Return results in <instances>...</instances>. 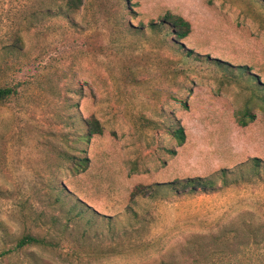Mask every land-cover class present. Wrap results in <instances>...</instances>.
<instances>
[{"label": "rangeland", "instance_id": "obj_1", "mask_svg": "<svg viewBox=\"0 0 264 264\" xmlns=\"http://www.w3.org/2000/svg\"><path fill=\"white\" fill-rule=\"evenodd\" d=\"M165 12L186 37L150 27ZM251 78L264 87V0H0V264H264ZM91 117L102 132L84 139ZM193 176L216 189L162 185ZM137 185L153 186L131 200ZM25 233L51 245L17 249ZM202 235L201 252L180 249Z\"/></svg>", "mask_w": 264, "mask_h": 264}, {"label": "trees", "instance_id": "obj_2", "mask_svg": "<svg viewBox=\"0 0 264 264\" xmlns=\"http://www.w3.org/2000/svg\"><path fill=\"white\" fill-rule=\"evenodd\" d=\"M82 3V0H63V5L66 7L67 10H74L77 9ZM159 27L160 31L163 32L164 35H170L172 38L175 39H182L186 37L190 32V25L188 21H186L184 18H182L179 15L171 14L169 12H165L159 23L151 22L150 27L155 28ZM192 51L187 50L186 56H191ZM216 63H219L218 61H214ZM250 77L253 75L249 74ZM253 78V77H252ZM251 80L252 89L254 91H259V98H261L263 104H264V87H260V83L255 82L253 79ZM12 94V89L10 86L7 85H1L0 86V105ZM248 118V119H247ZM254 114L248 113L247 110L244 112V117L238 119V122L240 125H246L249 121L253 120ZM85 127L86 132L82 135V138L86 139L94 134H100L102 132V126L98 122L97 119L91 117L85 121ZM172 135L174 138L177 139V142L181 144L185 139V133L182 126L178 125L176 128H174L172 131ZM67 160L71 166V168L74 171H83L87 168L89 159L87 156H77V155H67ZM254 165L258 167L260 162H264L260 160L257 157L252 158ZM228 172L226 168L219 169L215 174L218 176H224ZM162 185L171 186L173 189L177 190L180 189L182 191L187 192H193L196 190L200 191H213L216 189V181L213 177H202V176H193V177H187L183 179L173 180L168 183H164ZM153 185H137L135 188L131 191L130 197L131 200L135 199L138 196L145 195L148 190V188H152ZM159 186V185H156ZM150 190V192H152ZM74 208H78L76 202L73 203ZM78 214L83 218L86 217V212L80 208L77 209ZM86 223H90L88 219H86ZM208 243L207 238H205L204 235L202 236H195L194 239L189 240L187 242V246H181L180 249L185 252L187 251H196L201 252L203 249V246H206ZM39 246V247H48L51 245L49 241H47L45 238L31 234V233H25L20 236V238L16 242V248L17 249H23L28 246ZM52 247V246H51ZM5 253H0V256ZM42 259L33 258L34 264H41Z\"/></svg>", "mask_w": 264, "mask_h": 264}]
</instances>
